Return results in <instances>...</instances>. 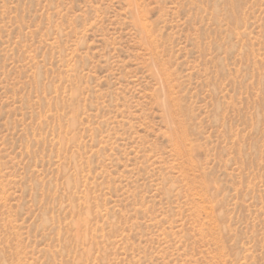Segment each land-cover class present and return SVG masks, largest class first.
<instances>
[{
    "label": "rangeland",
    "instance_id": "obj_1",
    "mask_svg": "<svg viewBox=\"0 0 264 264\" xmlns=\"http://www.w3.org/2000/svg\"><path fill=\"white\" fill-rule=\"evenodd\" d=\"M0 264H264V0H0Z\"/></svg>",
    "mask_w": 264,
    "mask_h": 264
}]
</instances>
